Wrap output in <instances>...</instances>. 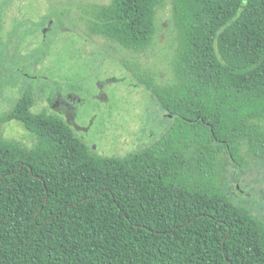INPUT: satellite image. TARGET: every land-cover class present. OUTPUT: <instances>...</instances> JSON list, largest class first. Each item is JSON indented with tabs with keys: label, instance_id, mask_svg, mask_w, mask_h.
Wrapping results in <instances>:
<instances>
[{
	"label": "trees",
	"instance_id": "trees-1",
	"mask_svg": "<svg viewBox=\"0 0 264 264\" xmlns=\"http://www.w3.org/2000/svg\"><path fill=\"white\" fill-rule=\"evenodd\" d=\"M167 1L172 79L132 70L171 118L154 142L98 154L33 109L31 85L1 116L34 142L0 135V264H264V215L223 184L227 168L264 161V0H108L78 18L143 52Z\"/></svg>",
	"mask_w": 264,
	"mask_h": 264
},
{
	"label": "rangeland",
	"instance_id": "rangeland-1",
	"mask_svg": "<svg viewBox=\"0 0 264 264\" xmlns=\"http://www.w3.org/2000/svg\"><path fill=\"white\" fill-rule=\"evenodd\" d=\"M107 1L0 0V118L31 84L37 95L35 110L57 109L54 97L45 104L50 90L59 89L61 95L71 92L81 99L76 109L53 113L71 127L67 115L85 127L73 130L98 154L122 156L162 135L171 118L132 70L154 75L158 83L172 79L177 40L170 3L157 12L151 45L143 52H130L88 35L78 18L81 4ZM54 18L51 29L43 32L47 19ZM0 135L27 147L34 142L17 120H0ZM223 184L236 202L264 215V161L251 163L248 169L227 168Z\"/></svg>",
	"mask_w": 264,
	"mask_h": 264
},
{
	"label": "flooded vegetation",
	"instance_id": "flooded-vegetation-1",
	"mask_svg": "<svg viewBox=\"0 0 264 264\" xmlns=\"http://www.w3.org/2000/svg\"><path fill=\"white\" fill-rule=\"evenodd\" d=\"M53 20L55 21V18L54 19H47L46 23L42 27L43 32L47 33L49 31V29H51ZM58 25L60 26V29H63L62 26L59 24V22H58ZM15 27L19 28L18 26H15ZM15 37H12V40L16 39ZM33 89H34V87H33ZM53 97L55 98V105H57L56 106L57 109L54 110L53 112H58V113H62V109L63 108L76 109L78 103L81 102V99L76 94L69 92V93H66L64 95H61L59 93V89H56V90H53V91L50 90L46 94V96L44 98L46 106L51 102ZM41 109H44V108H41ZM67 116H68L67 120L71 123V125H72L74 130L85 129V127L79 126L74 121H72L71 120V115H67Z\"/></svg>",
	"mask_w": 264,
	"mask_h": 264
}]
</instances>
